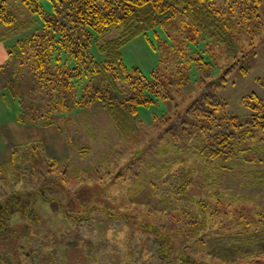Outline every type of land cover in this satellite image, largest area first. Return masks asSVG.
<instances>
[{
	"label": "rangeland",
	"instance_id": "1",
	"mask_svg": "<svg viewBox=\"0 0 264 264\" xmlns=\"http://www.w3.org/2000/svg\"><path fill=\"white\" fill-rule=\"evenodd\" d=\"M8 1L15 5L20 22L30 17L35 27H40L39 16L28 12L21 0ZM43 3L50 12L51 2ZM259 12L264 22V0ZM3 30L12 35L9 43L29 31L22 27L4 29L0 24ZM158 35L165 37L161 29ZM261 37L242 35L244 50L252 43L257 45V53L249 61L250 70L242 73L235 68L216 89L228 112L242 120L251 115L244 97L256 92L264 98ZM152 42L158 46L154 31L123 46V59L130 70L139 68L151 77L157 69L164 71L177 65L179 57L172 53L166 55L165 65L161 63L160 51ZM92 49L101 59L95 45ZM218 61L224 65L228 60L222 54ZM220 62L212 72L214 77L221 75ZM200 77L194 69L182 94L172 101L156 100L140 107L138 138L130 142L121 137L110 114L99 104L65 113L58 119V126L45 127L31 121L21 124L17 121L22 113L19 98L8 93L4 99L0 94V163L8 165L15 158L25 173H12L11 182L3 184L0 192L10 195L19 190L25 195L41 187L55 200V206L42 199L37 202L43 222L31 226V231L37 234L52 229L57 237L47 236L46 246L31 242V248H27L31 255H23L21 264H183L186 254L198 264H264V147L258 155L209 161L178 145L188 143L193 134L182 128L170 129L172 139L164 134L170 127L168 120L177 118L173 113L184 111L199 97L201 87L195 80ZM38 93L33 90L26 96L36 106ZM179 169L192 170L187 197L174 193ZM58 202L66 207L71 220L56 210ZM203 212L206 224L198 230L189 214L201 217ZM77 217L82 218L80 223L72 220ZM13 223L16 227L22 224L19 215ZM150 224L172 242L174 257L182 253L177 259L159 258L154 234L147 230ZM54 238L64 243L56 246ZM54 245L58 248L55 255L51 253ZM9 264L18 263L12 259Z\"/></svg>",
	"mask_w": 264,
	"mask_h": 264
},
{
	"label": "trees",
	"instance_id": "2",
	"mask_svg": "<svg viewBox=\"0 0 264 264\" xmlns=\"http://www.w3.org/2000/svg\"><path fill=\"white\" fill-rule=\"evenodd\" d=\"M43 1L21 0L28 12L39 16L41 23L37 28L30 17L20 22L15 5L0 0V24L4 29L29 30L11 43L7 39L12 35L7 30L0 31V42L8 51L7 60L0 65V94L4 99L8 93L19 98L22 113L17 121L21 124L31 121L45 127L58 126L61 115L99 104L108 111L121 137L130 142L138 138L139 108L156 100L172 101L183 93L196 69L201 76L195 80L201 87L199 97L184 111L173 113L172 117L177 118L168 120L170 127L164 134L172 139L173 134H168L171 128L193 134L188 143L178 145L209 161L258 155L264 147V98L256 92L245 96L251 115L242 120L229 113L226 102L216 94L217 87L227 81L235 68L242 73L250 70L249 61L257 53V45L252 43L250 49L244 50L242 35L250 39L262 36L264 42V22L259 12L262 0H48L50 12ZM159 29L165 33L164 38L158 35ZM151 31L158 38V46L152 43L160 51V62L165 65L169 53L179 60L176 66L157 69L148 77L139 68L127 67L122 48L139 35L149 36ZM93 45L102 54L101 59L96 57ZM222 54L228 60L224 65L218 61ZM219 62L222 72L214 77L212 72ZM33 90L39 91L35 97L37 106L26 98ZM17 162L12 158L8 165L0 163V191L3 184L11 182L12 173H23ZM176 173L174 193L189 196L192 170L179 169ZM46 191L39 187L25 195L19 190L10 195L0 192V262L9 264L15 259L21 264L23 255H31L27 250L31 242L46 246L47 236L57 237L52 229L37 234L31 231V226L43 222L37 202L55 201ZM195 201L200 203L199 199ZM56 210L70 219L61 202ZM204 213L201 217L189 214L191 224L197 225L198 230L206 224ZM16 215L22 223L18 227L13 223ZM81 219L72 220L80 223ZM147 230L154 234L160 259L169 261L182 254L173 256L175 247L159 228L150 224ZM54 243L57 246L64 241L54 238ZM55 245L51 252L54 255L58 250ZM183 260V264H198L187 254Z\"/></svg>",
	"mask_w": 264,
	"mask_h": 264
},
{
	"label": "crops",
	"instance_id": "3",
	"mask_svg": "<svg viewBox=\"0 0 264 264\" xmlns=\"http://www.w3.org/2000/svg\"><path fill=\"white\" fill-rule=\"evenodd\" d=\"M8 58V51L4 42H0V65Z\"/></svg>",
	"mask_w": 264,
	"mask_h": 264
}]
</instances>
